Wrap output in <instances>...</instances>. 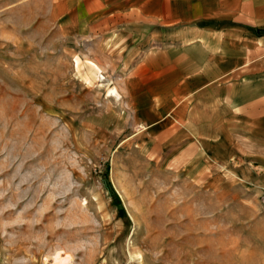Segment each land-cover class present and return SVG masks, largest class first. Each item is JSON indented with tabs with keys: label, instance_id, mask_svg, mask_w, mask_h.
I'll use <instances>...</instances> for the list:
<instances>
[{
	"label": "rangeland",
	"instance_id": "rangeland-1",
	"mask_svg": "<svg viewBox=\"0 0 264 264\" xmlns=\"http://www.w3.org/2000/svg\"><path fill=\"white\" fill-rule=\"evenodd\" d=\"M100 2L0 0V264H264V194L135 135Z\"/></svg>",
	"mask_w": 264,
	"mask_h": 264
},
{
	"label": "crops",
	"instance_id": "crops-1",
	"mask_svg": "<svg viewBox=\"0 0 264 264\" xmlns=\"http://www.w3.org/2000/svg\"><path fill=\"white\" fill-rule=\"evenodd\" d=\"M99 7V18L125 23L121 45L138 59L123 80L135 135L193 171L205 166L200 180L219 174L264 194V0Z\"/></svg>",
	"mask_w": 264,
	"mask_h": 264
}]
</instances>
